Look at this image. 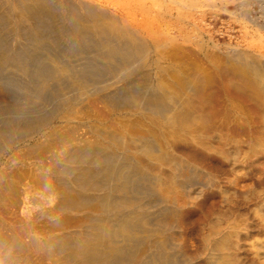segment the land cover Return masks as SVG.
Here are the masks:
<instances>
[{"label": "bare ground", "instance_id": "1", "mask_svg": "<svg viewBox=\"0 0 264 264\" xmlns=\"http://www.w3.org/2000/svg\"><path fill=\"white\" fill-rule=\"evenodd\" d=\"M262 231L264 0H0V264H253Z\"/></svg>", "mask_w": 264, "mask_h": 264}, {"label": "rangeland", "instance_id": "2", "mask_svg": "<svg viewBox=\"0 0 264 264\" xmlns=\"http://www.w3.org/2000/svg\"><path fill=\"white\" fill-rule=\"evenodd\" d=\"M262 233H264V231H262ZM253 264H264V261H261V259L255 260Z\"/></svg>", "mask_w": 264, "mask_h": 264}]
</instances>
